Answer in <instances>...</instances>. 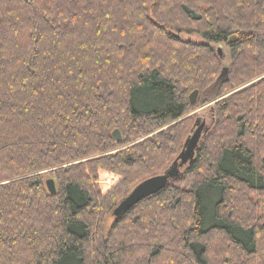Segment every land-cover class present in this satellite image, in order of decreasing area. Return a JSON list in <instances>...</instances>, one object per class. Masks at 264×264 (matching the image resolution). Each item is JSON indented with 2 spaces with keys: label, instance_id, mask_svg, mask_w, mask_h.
<instances>
[{
  "label": "trees",
  "instance_id": "16d2710c",
  "mask_svg": "<svg viewBox=\"0 0 264 264\" xmlns=\"http://www.w3.org/2000/svg\"><path fill=\"white\" fill-rule=\"evenodd\" d=\"M263 76L264 0H0V264H264ZM230 93L181 178L106 233Z\"/></svg>",
  "mask_w": 264,
  "mask_h": 264
},
{
  "label": "water",
  "instance_id": "95a60500",
  "mask_svg": "<svg viewBox=\"0 0 264 264\" xmlns=\"http://www.w3.org/2000/svg\"><path fill=\"white\" fill-rule=\"evenodd\" d=\"M235 40L236 38L233 37L230 39V42ZM227 72L228 69H224L221 78L225 77ZM197 95L198 92H194L191 95V103L194 104L196 102ZM196 127L198 128L187 138L182 152L177 156L176 160L169 167V169H167L164 174L151 177L137 185L134 190L115 208L113 211V216L115 218H119L126 214L132 207L142 200L159 193L160 191L166 189L172 182L181 178L183 175L182 170L185 168L187 169L193 163L196 152L201 144L202 136L206 135L209 131L205 122L200 123L197 121ZM113 136L118 142L122 140L119 130H115ZM46 186L52 195L56 194V185L53 179L47 180Z\"/></svg>",
  "mask_w": 264,
  "mask_h": 264
},
{
  "label": "rangeland",
  "instance_id": "374dc122",
  "mask_svg": "<svg viewBox=\"0 0 264 264\" xmlns=\"http://www.w3.org/2000/svg\"><path fill=\"white\" fill-rule=\"evenodd\" d=\"M180 37L183 40H185V41L187 40V41H193V42H197V43H206V40L202 39L199 35H196V34H193V35L182 34V35H180ZM213 47L215 49H217L218 54L220 55L221 60L223 62V66H225L224 69H227L228 66H230V53H229V48L225 44H223V45H214ZM225 78H226V76H225ZM262 78H259V79L255 80V81H253L252 83H256L259 80H261ZM252 83L247 84L246 86L242 87V89L245 88V87H248ZM238 90H241V88L238 89ZM233 93H235V92H233ZM233 93H230L228 95H225L223 98H220V99H218L216 101H212V102H210L208 104L201 105V106L197 107L196 109H194L193 111H191L184 118V119H186V118L187 119H191V121L193 123V128L191 129V132H190L189 136H191L194 133V131L198 128V127H196V122L197 121H199L200 123L205 122L206 123V126L210 129L213 126V123H214V120H215L214 119V112H213L212 109L215 107V105L220 100L231 96ZM197 98H198V95H197ZM196 101H197V99H196ZM204 137H205V135L202 136V140H203ZM187 138H186V140H187ZM141 141H143V140L135 141L132 144H130V145L126 146V147H123V148H121V149H119L117 151L119 152L121 150H124V151L127 150V149L129 150L133 145L138 144ZM117 151H115V152H117ZM177 155H178V153H177ZM52 171H55V169L45 170V171L41 172L42 179H43L44 182H46L49 179H55ZM165 171L166 170H163V171L157 173L156 175L158 176V175L164 174ZM121 180H122L121 176H119L117 174L110 173V172H106V171H99V174H98L97 180H95V183L99 187V189L101 190V192L105 194L108 191H110L111 189H113L114 187H116ZM6 183H7L6 181H3V182H0V185L6 184ZM139 183L140 182H138L134 187H136ZM260 200L262 202V204H261L262 213L264 214V197H261ZM115 208H114V210H115ZM113 223H114V217H113V212H112V213H110L107 216V219H106V223H105V232L106 233L110 230V228H111V226H112Z\"/></svg>",
  "mask_w": 264,
  "mask_h": 264
}]
</instances>
